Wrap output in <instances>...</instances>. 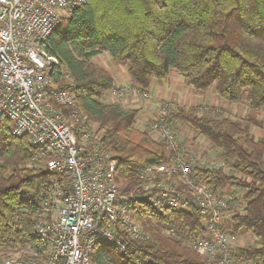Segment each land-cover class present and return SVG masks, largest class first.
I'll return each instance as SVG.
<instances>
[{"label": "trees", "instance_id": "1", "mask_svg": "<svg viewBox=\"0 0 264 264\" xmlns=\"http://www.w3.org/2000/svg\"><path fill=\"white\" fill-rule=\"evenodd\" d=\"M58 58L75 84L76 101L102 130V142L116 160L123 193L137 185L138 169L164 161L170 152L145 130L135 127L139 109L101 99L114 80L91 59L107 52L127 67L137 91H149L154 81L170 72L183 76L195 91L213 86L216 96L238 103L248 90V104L264 110V0H87L63 18L42 45ZM170 117L201 135L230 166L200 169L198 176L215 190L229 185L240 190L241 209L230 223L248 234L249 245L236 248L238 257L264 261V141L226 117L221 109L198 115L195 108L174 105ZM26 137L13 136L0 121V252L40 251L35 233V210L29 201L49 178ZM130 211L149 232L148 241L124 240L128 249L150 264H218L166 235L173 228L187 237L200 229L196 207L188 211L153 210L130 198ZM30 256V254H24ZM91 264H131L114 246L96 243Z\"/></svg>", "mask_w": 264, "mask_h": 264}, {"label": "built area", "instance_id": "2", "mask_svg": "<svg viewBox=\"0 0 264 264\" xmlns=\"http://www.w3.org/2000/svg\"><path fill=\"white\" fill-rule=\"evenodd\" d=\"M86 1L0 0V121H7L13 136L27 138L36 151L29 163L40 160L50 174L43 188L28 198L41 250L30 256L0 252V264H91L96 243L114 246L131 264H150L124 240L150 239L131 215L130 198H140L161 213L188 211L191 203L199 231L186 238L165 227L166 235L182 238L218 264H264L238 257L240 236L227 226L241 209V192L229 185L217 191L198 176L200 169L228 173L230 166L220 158L209 161L197 151L198 142L207 141L201 135L193 133L188 143L187 124L170 117L171 102H162L157 118L139 127L170 156L141 166L137 185L122 192L117 163L102 142L101 128L77 105L70 73L42 48L60 21ZM110 95L120 100L150 98L149 91H137L132 84L113 88Z\"/></svg>", "mask_w": 264, "mask_h": 264}, {"label": "rangeland", "instance_id": "3", "mask_svg": "<svg viewBox=\"0 0 264 264\" xmlns=\"http://www.w3.org/2000/svg\"><path fill=\"white\" fill-rule=\"evenodd\" d=\"M91 61L95 65L99 66V64L97 63V61L94 58L91 59ZM48 70L49 69H47V71ZM120 70H121L120 73L123 72L125 77L128 78V75H126L127 67L126 66L120 67ZM172 73L174 74V76H172L173 77L172 80L180 82V83H178V85H179L178 87H179V91L181 92V95H180V97H182L181 99L176 98L177 96L174 95V97L169 98V99L153 101V97H151V93H150L151 91L150 90H149L150 98H148L147 100L139 99L137 97H129V96L125 98V100L128 101V103L124 105L125 107L139 109V113L137 114V117H136V120L134 123L135 127H137V128H139V127L143 128V126L148 127V124H149L148 119L157 118L156 109H158L159 106H161L162 102L169 101L173 104V106L179 105V106H183L185 108H195L198 115L204 114L207 111H211L213 109H221V110H223V113L226 117L238 122L241 127L248 129L250 137H252L255 140L264 141V110L263 109L253 110L249 107L248 90L244 91V94H243L240 102L232 103V102H229L227 100H224V99L216 96L213 92V88H214L213 86H210L205 91H195L185 83V80H183L182 75H180V74L176 75L177 73H175V72H172ZM129 84H131V83H129ZM126 85H128V84L114 85L113 88H121V87H124ZM113 88L111 90L107 91L101 100L103 102L106 101V103H111L110 101H112V103L118 102L121 104V102L124 101V99L120 100V99H117L115 96L110 95V93H112V91H113ZM133 100L138 101V102L134 103V104L129 103V102H132ZM148 100H151L149 105H150V107L152 106V108H151L152 113H151L150 117L146 116L142 111L143 106L145 105L146 101H148ZM144 117H147V118H144ZM186 127H187V129L184 131H187V133H189V134H187V138H188L187 141H188V143L189 142L191 143V142H193L191 136L194 133V131L188 125ZM193 136H194V134H193ZM194 138L196 139V137H194ZM198 144H201V145L197 148V151L200 154H202L203 157H205L206 159H209V161L217 160L220 158L219 150L213 148L212 145L210 147L207 141L201 140L200 142H198ZM167 152H169V151H167ZM168 155H169V153H167V155H166L167 158L169 157ZM120 186L122 187L121 182H120ZM227 226L229 227V229L231 231L235 232L238 236H240L239 239H240L241 246L242 245H249L251 243V240H247L248 234H246L243 231H238L236 228L233 227V225L231 223H228ZM19 252L21 254H30L31 255L33 251H30V250L26 251L25 250V251H19Z\"/></svg>", "mask_w": 264, "mask_h": 264}, {"label": "crops", "instance_id": "4", "mask_svg": "<svg viewBox=\"0 0 264 264\" xmlns=\"http://www.w3.org/2000/svg\"><path fill=\"white\" fill-rule=\"evenodd\" d=\"M94 59L97 61L99 66H102L103 68H105L110 73V75L113 77L114 85L131 83L130 77H129L127 72H126V75H128V78L125 77L123 72L120 73V71H121L120 67H123L124 65L121 63L118 64V63H115L114 61H112L107 52H103V53L95 56ZM176 75H178V73ZM172 76H174V74L172 72H170L169 76L167 77V79L165 81H162V82L154 81L152 83L149 90L151 91L150 93H151V97H153V101L169 99V98L174 97V95H176L177 96L176 98H178V99L182 98V97H180L181 92L179 91V87H178L179 86L178 83H180V82L172 80L173 79ZM183 80H184V78H183ZM150 101L151 100L146 101L145 105L143 106V110H142L143 113L148 117H150L151 113H152V111H151L152 106L150 107V105H149ZM110 102L112 103V101H110ZM137 102L138 101L133 100L132 102H129V103L134 104ZM105 103H106V101H105ZM127 103H128V101L124 99V101L121 102V105L124 106Z\"/></svg>", "mask_w": 264, "mask_h": 264}]
</instances>
